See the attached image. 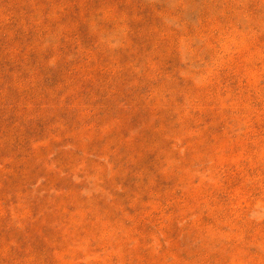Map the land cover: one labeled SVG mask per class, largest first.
Returning <instances> with one entry per match:
<instances>
[{
    "label": "rangeland",
    "instance_id": "374dc122",
    "mask_svg": "<svg viewBox=\"0 0 264 264\" xmlns=\"http://www.w3.org/2000/svg\"><path fill=\"white\" fill-rule=\"evenodd\" d=\"M101 1L0 0V233L19 232L0 242V262L35 264L26 226L43 227L39 218L54 217L50 208L74 187L78 196L59 217L100 204L121 224L99 238L95 226L85 238L54 225V243L38 264H128L136 252L158 264H264V0H214L216 10L206 8L207 24L193 37L177 20L165 21L176 39L173 56L160 58L172 59L173 72L150 69L142 90L157 114L148 120L143 164L158 195L140 189L137 197L109 182V163L118 159L95 157L111 139L101 121L111 105L114 53L129 34L123 20L101 17ZM203 1L182 8L180 20L197 27ZM96 24L104 26L101 33ZM136 45L151 48L143 39ZM95 47L109 52L97 71L98 93ZM157 57L128 53L136 73ZM73 81L78 86L69 89ZM158 84L166 85L153 92ZM140 122L135 115L121 133L134 135ZM123 179L117 182L128 189L142 178ZM82 211L77 217L98 216L94 207ZM134 223L147 232L134 231Z\"/></svg>",
    "mask_w": 264,
    "mask_h": 264
},
{
    "label": "trees",
    "instance_id": "16d2710c",
    "mask_svg": "<svg viewBox=\"0 0 264 264\" xmlns=\"http://www.w3.org/2000/svg\"><path fill=\"white\" fill-rule=\"evenodd\" d=\"M120 1H124L126 6L122 5L120 7L118 5ZM101 2V7L99 9L106 10L104 11L106 12V17L105 15H102L101 17H104L106 22H117V20H123L122 23L124 25L128 24L129 26V30L127 31L129 34L127 35V42L122 43L123 49L117 52V54L114 53V56L118 59L115 61L114 65V67L117 69V72L111 73L110 75L109 83H111V94L107 95L110 99L111 105L106 107L107 111L103 114V119L101 121V128L106 126V128L110 129L111 139L108 141L106 139L103 140V143L105 144H102L98 149H95V152H97L95 153V157L99 159L109 157L110 161L118 159L117 165L109 163L111 165L110 173L112 174L109 182L117 186H122V192L128 190L129 192H134V196L137 197L140 195L139 190L144 189L147 191L148 195H158L156 192V181H154L153 175H150V170L148 171L147 165L143 164L148 159L146 155L148 146L147 129L148 127L150 128L148 120L153 117L157 118L155 109H153V107H146L147 100L145 97H143L145 95L142 91L144 81H146L144 76L146 73L149 74L150 69L152 70L154 68H156L160 73L161 66L164 68L168 66L171 72H173L172 59L169 58L165 61L161 59L163 57L165 58L166 56H173L172 41L173 39H176L174 35L175 30L172 28H167L165 21L177 20L178 25L184 28L183 31H185V37H193L194 34L198 33L200 29L207 24L206 22L208 21V13H206V10L208 8L212 9V11L216 10L213 6L215 1L204 0L202 4H200L199 7L202 9L201 17L204 20H197V27L189 26V24H187L185 21L180 20L179 17L181 9L191 6L193 0H175V4L172 5V8H156L155 5H144V3H142L140 0H103ZM120 21L118 22L119 25ZM213 21L218 22V20ZM96 27L98 29L96 34L101 33V31L104 30V26L102 24H96ZM137 39H143L150 43L151 48H149L147 51L143 50L142 47L136 45ZM152 51L155 52L158 57L153 58L150 63L145 65V67L147 66L146 68L148 69H140L141 73H136L135 71L138 69V67L134 66L129 61L128 53H134V58H136L140 57V55L145 56L147 54L148 56L149 52ZM107 53L109 52H106L99 47H95V93H98V91L101 89L102 77H99L97 71L102 62L108 63L107 61L109 56ZM174 66L176 67V65ZM162 85L164 86L166 84ZM162 85L158 84L153 92L160 91V86ZM77 86L78 82L73 81L69 86V89H76ZM114 113L115 115L118 114V117L113 118L112 116ZM137 114L139 115V119H141V122L138 125L141 127L140 130H138L134 135H123L121 133L123 127L130 123L133 117ZM109 122L111 126L105 125ZM99 133H101L100 127H98L97 131H95V138ZM114 142L116 143L114 144ZM134 165H137L138 167L135 168ZM132 168H134L136 171H131ZM132 174L138 176V179L142 178L140 182L135 185V187L127 189L124 184L120 185V183L117 182V179L121 178V180H124L123 178L129 177ZM155 179L159 178L156 176ZM101 183L102 185L104 184L103 182ZM64 191L67 195V198L55 203V209L53 207L50 208L51 215L54 217H47L48 214H43V217L41 216L39 218V222L43 224V227L41 228H36L34 225L35 223H31L30 225L26 226V230L33 238V242L31 243L32 249L30 247H27V249L31 254L36 255V260L34 262L35 264L40 263V257H46L47 243H54V237L52 236L54 228H56L53 227L54 225L61 226L65 229L67 228V236L77 232L80 233L81 231L82 234H80V237L85 238L86 233H92V230L95 226V236L99 238L104 234H109L110 231L121 224L120 217H107L108 215L112 216L113 214L110 213L108 208H102L100 204H95L93 207L95 208V213L98 216L104 217H77V214L83 212V209L92 210L93 208L80 207L79 209H76L75 207L77 206L74 207L73 211L70 210L68 212V214H76L75 216L59 217L65 209V205L63 204L66 203L67 200H75V198L78 196L76 193V188L74 187H69ZM165 192L166 190H162V193ZM111 204L118 209L116 199L115 203L112 202ZM52 210H54V212H52ZM135 214L139 215L140 213L136 211ZM169 226L170 225H168L167 228ZM101 227L102 229H100ZM127 227L131 228L130 225ZM134 231L142 234L147 232V229L142 223L139 225L134 223ZM18 234L19 232L13 229L7 230L5 233L1 232L0 242H8L12 238L15 239ZM137 257H141V259H138ZM131 261L132 262L128 264H158L155 262L153 257H150L147 254H142L141 256V253L139 252H136V254L132 255ZM0 263L4 264V261H1Z\"/></svg>",
    "mask_w": 264,
    "mask_h": 264
}]
</instances>
